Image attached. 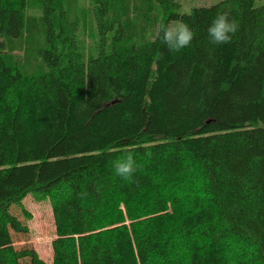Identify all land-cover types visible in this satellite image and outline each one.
<instances>
[{
  "label": "trees",
  "instance_id": "obj_1",
  "mask_svg": "<svg viewBox=\"0 0 264 264\" xmlns=\"http://www.w3.org/2000/svg\"><path fill=\"white\" fill-rule=\"evenodd\" d=\"M92 1L102 39L116 35L82 61L64 0H0L9 39L31 36L42 10L47 67L25 73L0 50V264H47L14 241L30 193L57 196L51 264H264V6L181 14L159 0L161 23L195 33L173 53L161 23L147 39L124 0ZM217 11L239 25L230 43H209ZM125 149L131 180L112 169Z\"/></svg>",
  "mask_w": 264,
  "mask_h": 264
},
{
  "label": "rangeland",
  "instance_id": "obj_2",
  "mask_svg": "<svg viewBox=\"0 0 264 264\" xmlns=\"http://www.w3.org/2000/svg\"><path fill=\"white\" fill-rule=\"evenodd\" d=\"M222 1L224 0H176L180 5L176 12L189 14L193 8L209 7ZM124 2L128 3L131 9L130 18L132 21L138 25L140 22L145 25L140 35L146 34L147 39H151L157 29L156 25L161 23L164 17L159 0H124ZM64 4L67 10V24L71 26V29L75 28L80 60L88 61L92 57H97L100 47L110 53L113 50L116 32L111 31L105 40L102 39L92 10L93 1L64 0ZM255 6H264V0H256ZM30 14L34 18L33 34L10 37L12 39L0 36V41L3 42L0 50L12 55L14 62L19 64L23 72L40 75L47 71V67L38 53L39 48L45 45V32L41 21L43 12L39 7L34 8L33 6ZM137 39L139 42L143 41V38ZM196 186L200 187L198 183ZM56 197L55 195L45 196L40 193H30L23 201L24 208L31 215L29 219L25 218L20 207L13 208L14 213L29 227L28 233L14 235L16 246L35 249L47 264L52 263V241L56 238L53 216V204ZM170 212L172 213V210Z\"/></svg>",
  "mask_w": 264,
  "mask_h": 264
},
{
  "label": "clouds",
  "instance_id": "obj_3",
  "mask_svg": "<svg viewBox=\"0 0 264 264\" xmlns=\"http://www.w3.org/2000/svg\"><path fill=\"white\" fill-rule=\"evenodd\" d=\"M238 28V23L234 19H230L227 11H217L207 28L209 43L212 45L230 43ZM158 35L162 43L173 53L189 47L195 37L192 27L183 21L161 23ZM124 153L122 157L112 161V169L115 175L122 179L131 180L137 171V161L131 149H125ZM80 195L83 197L87 193Z\"/></svg>",
  "mask_w": 264,
  "mask_h": 264
}]
</instances>
